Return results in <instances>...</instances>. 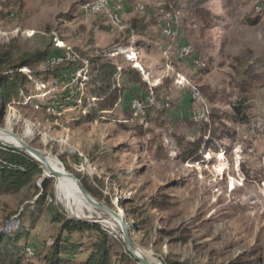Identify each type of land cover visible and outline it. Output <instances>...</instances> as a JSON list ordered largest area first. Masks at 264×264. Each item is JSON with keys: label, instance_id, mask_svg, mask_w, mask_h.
<instances>
[{"label": "rangeland", "instance_id": "obj_1", "mask_svg": "<svg viewBox=\"0 0 264 264\" xmlns=\"http://www.w3.org/2000/svg\"><path fill=\"white\" fill-rule=\"evenodd\" d=\"M84 3L0 0V10L7 14L0 21V45L14 40L20 52L47 50L52 57L72 50L78 56L73 63L53 65L51 57L40 62L34 69L43 74L38 79L31 76L28 86L32 99L24 94L19 103L0 109L1 127L23 138L33 124L35 135L23 139L108 196L99 201L107 207L108 202L114 204L127 219L123 200L131 206L146 205L149 233L133 230L131 238L137 252L148 259L161 264L169 259L208 264L241 256L263 258L264 137L251 133V123L264 122V0H127L119 10L108 7L100 13L85 12ZM167 10L176 16V34L166 38L160 16ZM116 13L118 23L112 20ZM135 17L152 23L149 36L126 31ZM185 44H191L194 53L181 58ZM97 56L112 60L119 71L135 68L143 87L164 85L168 95L156 98L151 91L155 107L146 104L138 114L132 103L138 96L146 97L142 94L146 89L119 74V85L128 90L114 109L94 122L82 121L83 98L90 93L91 59ZM23 71L31 73L28 68ZM44 75L49 76L43 81ZM203 87L217 94L214 106L205 93L203 107L192 100L193 88L201 92ZM166 98L168 106L163 102ZM212 108L220 111L225 124L219 133L210 116L195 120L196 111L210 114ZM201 140L198 154L204 152V159L184 160L185 144ZM210 141L219 150L208 149ZM41 167L42 175L29 186L0 196L1 232L24 226L25 237L19 244L40 253L58 235L59 224L52 217L59 212L100 224L119 239L116 252L126 249L122 233L97 220L112 214L83 196L85 211L93 218L73 216L57 197L56 180ZM233 179L236 186L231 188ZM45 180L49 186L39 201ZM175 228L187 230V243L172 242L160 233ZM70 239L83 245L85 250L76 258L85 259L89 234L73 233Z\"/></svg>", "mask_w": 264, "mask_h": 264}, {"label": "trees", "instance_id": "obj_2", "mask_svg": "<svg viewBox=\"0 0 264 264\" xmlns=\"http://www.w3.org/2000/svg\"><path fill=\"white\" fill-rule=\"evenodd\" d=\"M85 1L86 0H83V3ZM204 14L206 13H203V15ZM6 17L7 14L4 10H0V21H4ZM249 22L255 24L257 20L255 22ZM154 25H159V22L154 20ZM151 26L152 23L148 22L145 18L135 17L130 20L129 27L126 31L128 33L134 31L138 36H149L153 31L151 30ZM152 38H154V36H152ZM59 52H61V50H59ZM49 57H51V54L47 50L42 52H20L14 40L0 45V109L2 111L7 110L9 106L19 103L23 98L25 99L24 94L25 96H29L27 99H32L29 93L30 88L28 87L30 83L33 82L30 77L33 76V78L35 77L36 79L41 78L43 73L35 71L34 68L40 62L46 61ZM71 67L72 65H68L69 69ZM91 67L92 73L89 82L90 93H87L83 98L85 112L81 115L82 121L94 122L104 117L108 111L114 109L116 104L128 90H126V86L119 85L117 81V76L119 74L124 76L128 82L141 86L142 89L145 88L146 90L142 92V94H149L152 91L153 94H156V98H160L161 95L167 93V89H165L164 85L152 89L147 86L143 87L142 77L133 67L129 66L119 71L118 65L112 60L103 61L100 56L91 59ZM24 68L30 69L31 73H25L23 71ZM54 75L58 76V72L56 71ZM48 76L44 75L42 80L48 79ZM201 92L203 95L206 94L208 96V99L214 106L217 100V94L204 87L201 88ZM136 98H140L141 100L145 99V97L142 96ZM164 98L165 96L162 97V100H164ZM92 99H94V101H92ZM233 109L237 113L241 112L240 108L236 105H233ZM44 110H46L45 107ZM209 116L214 126V131L219 133L221 127L225 126L220 111L216 108H212ZM3 125L4 120L3 117L0 116V126ZM185 143L186 142L183 144ZM215 145L216 142L210 141L207 147L208 149H212L211 147H213L216 151L219 150ZM202 147V140L186 143L183 147V159L188 160L193 158L195 161L204 159V152L198 154ZM42 171L43 168L41 164L34 158L17 148L6 146L0 142V196L19 193L23 188L29 186L36 177L42 175ZM82 182L91 195L98 200L102 201L108 197L96 187L88 185L84 180H82ZM48 186L49 183L45 180L44 192L39 201L44 198ZM107 205L117 212V208L114 204L108 202ZM123 207L128 216V219L125 217V220L131 226V231H138L144 235L148 234L149 231L146 226L150 222V215L148 214L149 210L146 209V205L131 206L126 200H123ZM52 219L53 222L59 224L58 235L56 238L52 239V242L45 244L44 251L42 250L40 253L39 251H35L32 255L27 252L28 246L25 245V247H23L19 244L25 237L24 233L26 229L24 226L12 232L0 231V264H139L133 259L127 249L116 252L115 249L119 244V239L109 234L108 230L104 229L100 224L67 218L59 212H56ZM132 221L135 225L131 224ZM73 233L89 234L91 237L89 246L86 248V250L88 249V255L85 259L76 258L77 252H83L85 249L82 250L83 245L81 243L70 239ZM160 233L170 238L172 242L187 243L190 236L184 228L180 230L177 228L162 229ZM121 244L125 246L123 243ZM114 257H117V260H115ZM167 264H191V262L188 260L180 262L169 259ZM208 264H264V257L247 258L241 256L227 262Z\"/></svg>", "mask_w": 264, "mask_h": 264}, {"label": "bare ground", "instance_id": "obj_3", "mask_svg": "<svg viewBox=\"0 0 264 264\" xmlns=\"http://www.w3.org/2000/svg\"><path fill=\"white\" fill-rule=\"evenodd\" d=\"M126 2H127V0H87L83 5V9L87 13H100V12H103L108 7H115V8H117V10H119L122 7V5H124ZM98 6H100L101 8ZM137 7L139 10H144V6L142 4H138ZM170 12H172V11H169V10L163 11L162 16H160V26H161L160 28H161V30H162V32L166 38L174 36L176 34V32L174 30L176 16L174 13H173V27L172 28L171 27H163L165 13H170ZM112 20L114 22L118 23L120 21L119 13L114 14L112 16ZM193 53H194L193 46L191 44H185L183 46V48L180 50V57L181 58L190 57V56H192ZM56 56H67V57H64V62L62 60H54V65H59L62 63H66L68 61L73 63V62H77L76 60H78V56L72 50L64 51V52H62ZM49 63L52 64L51 61H49ZM199 63L201 66H204V67L206 66L205 62H199ZM191 96H192V100L194 101V103L197 106H202V105L204 106L205 103H204L203 94L200 92V90L198 88H193ZM145 99L147 102H140V98L134 99L133 103H132L133 110H135L137 113H141L142 111H144L146 104L147 105H153V107H155L154 104L157 102L155 100V97L151 93L147 94ZM163 102H165V105H167V106L169 105L168 98H166V101H163ZM197 115H198V117L196 119V113H195V120L196 121H203L206 118H208L209 113L208 112L201 113L198 110ZM35 132H36L35 126L33 124H30L28 126L26 133L23 136L24 137L25 136L30 137V136L35 135ZM251 133L254 136L256 134L260 133V135H262L264 137V122L257 121V122L251 123ZM12 137H14V136H10V135L4 136L3 133L0 131V140L3 143L19 145L17 137H14V138H12ZM19 138H21V137H19ZM41 165H43L44 168L48 167L47 169H49L50 173H51L50 176L56 180L57 197H58L59 201L61 203H63V206L66 207V209L69 211V213L72 214L73 216L78 217V218H86L87 216H88L87 217L88 219H89V217L93 218V215L88 214L85 211V205L87 206V204L83 198V195L80 192L78 184L69 177V172L59 162V160H57L51 156H46V159L44 161L42 160ZM235 186H236L235 180L233 179V181L231 183V188H234ZM97 220L101 221L102 223H105L104 225L106 227H110L111 229H114L115 231L121 232V230H122L121 222L115 216L107 217V218L99 217V218H97ZM135 251H136V254L138 255L139 252H137L136 248H135ZM27 252L30 255H32L34 253V250L30 247H27ZM141 255L142 254H140V256ZM142 257H145L148 259V257H146V256L142 255ZM149 260L152 262H156L152 259H149Z\"/></svg>", "mask_w": 264, "mask_h": 264}, {"label": "water", "instance_id": "obj_4", "mask_svg": "<svg viewBox=\"0 0 264 264\" xmlns=\"http://www.w3.org/2000/svg\"><path fill=\"white\" fill-rule=\"evenodd\" d=\"M0 130H4L8 134H11V135L17 137V140L19 142V145H13V144L3 143L0 140V142L2 144L6 145V146H9V147L17 148V149L25 152L26 154H28L29 156L34 158L40 164H42V160L44 161L46 159V156L44 155V153L41 150L33 147L30 143L26 142L23 138H19L21 136L15 134L14 132H12V130H8L7 128H3L1 126H0ZM47 168H45L47 173L51 174L50 170L47 169ZM69 177L78 184L81 194L93 206L108 211L110 214H112L113 216L117 217L120 220L121 227H122L121 233H122V238H123L125 247H126L127 251L132 255L134 260H136L139 264H161V263H158V262H152V261H150L149 259H147L145 257H141V256L137 255L136 251H135L136 247H135L134 242H133V240L131 238V226L126 222L125 217L122 214L110 209L104 203L100 202L93 195H91V193L85 188L83 182L76 175L69 173Z\"/></svg>", "mask_w": 264, "mask_h": 264}, {"label": "built area", "instance_id": "obj_5", "mask_svg": "<svg viewBox=\"0 0 264 264\" xmlns=\"http://www.w3.org/2000/svg\"><path fill=\"white\" fill-rule=\"evenodd\" d=\"M98 7H100V6H98ZM163 27H171V28L173 27V12L165 13ZM64 57H67V56H55V54H54L49 59H50L51 63L54 65V60H62L64 62ZM198 58L200 59V57H198ZM76 61H78V60H76ZM140 102H147V101H146V99L145 100L140 99ZM143 112L144 111H142L141 113H138V114H142ZM195 113H196V119H197V117H198L197 111Z\"/></svg>", "mask_w": 264, "mask_h": 264}, {"label": "crops", "instance_id": "obj_6", "mask_svg": "<svg viewBox=\"0 0 264 264\" xmlns=\"http://www.w3.org/2000/svg\"><path fill=\"white\" fill-rule=\"evenodd\" d=\"M126 12L128 13V12H129V10H127V9H126Z\"/></svg>", "mask_w": 264, "mask_h": 264}]
</instances>
